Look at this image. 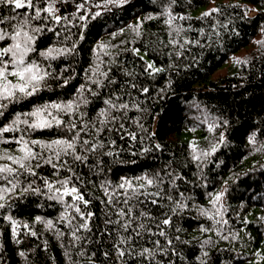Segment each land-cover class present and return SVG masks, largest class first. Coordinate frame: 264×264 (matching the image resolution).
Instances as JSON below:
<instances>
[{"label": "trees", "instance_id": "trees-1", "mask_svg": "<svg viewBox=\"0 0 264 264\" xmlns=\"http://www.w3.org/2000/svg\"><path fill=\"white\" fill-rule=\"evenodd\" d=\"M210 1L128 0L117 6L88 0L78 12L76 5L83 0H57L59 11L55 14L70 19L60 24L53 20L31 22L32 27L59 32L57 36L45 30L38 40L40 50L73 44L76 49L52 61L31 54L45 66L51 63L54 74L67 71L59 80L49 78V88L36 97L10 104L0 116V127L17 113L30 111L34 104L72 99L81 84L98 93L85 92L91 103L81 106L85 115L76 114L80 124L89 125L90 139L96 131L92 126L99 127V121L105 119L99 115L100 109L107 108L104 100L111 97L128 107L112 110L117 119L110 120L94 137L104 147L89 154L87 165L74 166L82 178L77 186L90 200L88 210L95 213L90 231L77 232L76 239L68 221L60 219L62 203L24 191L29 181L46 191L41 177L55 182L67 175L63 170L54 175L50 165H43L35 169L37 176H21V186L4 193L0 201L6 205L0 209V264H264V0H213L218 11L190 15ZM46 2L40 0L41 5ZM244 3L260 8L254 17L246 16ZM96 12L101 14L92 18ZM0 14L9 15V6L0 5ZM81 15L89 18L80 20ZM170 15L176 17L171 23ZM259 31L263 40L256 53L234 73L205 83ZM142 54L161 70L149 69ZM97 64L107 78L91 75L89 70H95ZM68 75L73 79L60 87ZM90 76L99 78L101 85L92 84ZM109 78L115 83H109ZM9 79L15 82V78ZM225 120L226 128L221 126ZM221 132L226 141L212 153ZM21 134L5 133L2 139ZM252 134L254 144L249 143ZM25 138L47 142L58 138V131H29ZM18 147L0 142V154L19 155ZM201 153L209 155L194 159ZM4 163L9 162L0 160ZM156 175L163 177V182L145 186L143 191H160V197H140L147 203L138 205L136 211L143 209L149 215L125 231L115 223L124 222L116 214L124 207L125 189L120 185L130 181L139 187L145 184L144 177ZM5 185L0 181V187ZM219 193L224 195L214 207ZM109 196L113 197L111 203ZM151 199H157V204ZM69 214L74 212L69 210ZM8 217L17 221L18 236H13ZM108 219L113 223L106 224ZM165 219L170 223L163 224ZM48 220L53 222L52 228L47 227ZM138 223L145 228L137 229ZM144 249L150 254L141 255ZM120 250L125 251L124 256L119 255Z\"/></svg>", "mask_w": 264, "mask_h": 264}, {"label": "snow or ice", "instance_id": "snow-or-ice-1", "mask_svg": "<svg viewBox=\"0 0 264 264\" xmlns=\"http://www.w3.org/2000/svg\"><path fill=\"white\" fill-rule=\"evenodd\" d=\"M57 0H47V2L41 5L40 0H0V5L9 6L10 14L5 16L0 14V116L5 115V110L10 104L20 103L22 100L36 97L42 90L49 88L46 83L49 78L59 80L67 69H61L58 74H54L51 63L46 66L42 61H38L31 54L36 53L43 60L52 61L57 60L61 57H66L75 52L76 45L73 44L71 47H54L48 46L44 50H40L38 40L45 30L53 31L55 35H59L51 28H42L39 26L32 27L31 22L34 20H53L55 23L60 24L62 20H68L70 17L56 15L59 11L56 8ZM61 3H67L68 0H59ZM128 0H105V5L116 4L117 6H123ZM88 0H83L82 3L76 5L77 11H81L85 8ZM100 7V5H96ZM23 9L21 12L19 10ZM29 10H31L29 12ZM213 11H218L214 9ZM101 13L96 12L92 14V18L99 16ZM211 13H205L210 15ZM75 14H73V17ZM87 15H81L80 20H87ZM176 17L170 15L169 23ZM184 19V17H179ZM86 26V25H85ZM83 39V36H80ZM189 43V41H185ZM153 71H160L161 69H154L151 64L147 66ZM92 76H103L107 78L106 72H101L99 64H97L95 70H89ZM9 77L15 78V82ZM73 79L72 75L63 77V82L59 85L60 87H66ZM90 82L99 87L102 81L92 79L89 77ZM109 83H115V81L109 78ZM78 95L72 99L59 100V101H48L40 104H34L30 111L23 113H17L10 123L0 127V142L15 143L19 145V155L9 154L7 151L0 154V160H6L9 163L0 164V181L6 182L4 187H0V201L4 200V193L17 190L21 186V176H37L35 169L41 168L43 165H50L53 169L54 175H59L60 171L63 170L67 175L63 179H58L55 182L49 181L47 178L41 177L44 188L43 191L40 187H33V182L29 181L25 192H31L36 195H46L48 199L60 202L64 205V212L61 214V220H67L69 227L73 229L72 235L76 236V233L81 230H89V222L95 215L92 211L88 210L90 200L85 198V194L77 183L81 181L74 171V166L77 164L87 165L89 160V154L95 153L99 148L104 147L103 144L97 143L95 136L103 130V126L109 123L110 120H116L117 117L111 115L112 110L120 111L127 109L128 105L124 103H117L111 97L104 100L103 103L107 106L106 109H100L99 115L105 117V119L99 121V127L93 125L96 129L92 133V138L89 137L90 128L89 125L84 123L80 124L77 113L80 116L85 113L80 112L81 106H87L91 103L85 92L96 96L98 93L92 88L86 87L85 84H81L76 90ZM147 92L148 89H143ZM119 99V98H117ZM68 117V119H64ZM21 125L25 126L21 128ZM228 121L222 122L223 127H227ZM122 128L123 125H120ZM58 131V138L50 141H40L33 139H26V135L29 131H42V130H53ZM21 132L22 134L18 137H12L9 140H3L5 133ZM135 139V136L132 137ZM226 141V135L221 132L218 137V144L214 145L211 149L212 153L217 151V147L220 144H224ZM255 135L249 136V143H255ZM39 151H36V148ZM159 147V145H157ZM147 151V149H145ZM111 155V153H109ZM209 153H201L198 156H194V159L199 160L201 156H207ZM145 184L139 187H133L130 181H125L120 185V188L125 189L124 199L122 201L124 207L117 211V215L124 219L121 224L120 221L115 223L125 230L129 231L132 229L134 221H138L140 217H148L149 213L146 210L140 209L136 211L138 205L146 204L147 199H140V197L147 198L148 196L160 197V191L156 193H146L143 191L145 186H151L159 182H163V177L156 175L152 178L144 177ZM107 195V190H106ZM224 193H219L213 200V206L221 200ZM69 197L70 202H65V198ZM113 200L112 196H109L108 203ZM132 202V203H130ZM152 204H157V199H151ZM183 206V205H178ZM6 205L0 202V209H4ZM69 210L74 212V215L69 214ZM202 214L207 215V212L202 210ZM12 224L13 236H18L17 233V221L8 217ZM40 220V217H37ZM74 220H79L78 224H73ZM106 224L113 223L110 219L105 221ZM170 223L169 219H165L163 224L167 225ZM47 227L52 228L53 222L51 220L46 221ZM28 227V225H24ZM137 229L145 228L143 223L136 225ZM136 231V229H133ZM33 236L35 232L31 233ZM160 235H164L161 231ZM136 235H139V231H136ZM18 242V241H17ZM124 241L122 240L121 243ZM155 243H159L156 241ZM171 244V241H168ZM144 254H150L149 249H144ZM24 255L23 252L20 253ZM120 256L125 255L124 250L119 251ZM207 256V253H204ZM201 264H205L204 261Z\"/></svg>", "mask_w": 264, "mask_h": 264}, {"label": "rangeland", "instance_id": "rangeland-1", "mask_svg": "<svg viewBox=\"0 0 264 264\" xmlns=\"http://www.w3.org/2000/svg\"><path fill=\"white\" fill-rule=\"evenodd\" d=\"M221 1L223 3H228L229 1H233V0H221ZM215 5H216V2L211 0L208 5L194 9V10L190 11L189 13L191 16H194V17L202 16L205 13H209L212 9H214ZM243 5L245 7L246 16L249 18L254 17L260 9L259 7L255 6L251 3H244ZM262 40H263L262 32L259 31L255 36L252 37L249 44L241 47L236 52H233L230 55L228 61L226 63H224L222 66H220L218 69H216L208 77V79H207V81H205V83H208L209 81H216L222 77H225V76H228V75L234 73L236 68L238 67V65L241 62L246 61L251 55H253L254 53L257 52V50L259 49V47L261 45ZM140 56L146 61L147 65L151 64L154 69H158L153 65V63L149 59L146 58L145 55L142 54Z\"/></svg>", "mask_w": 264, "mask_h": 264}]
</instances>
